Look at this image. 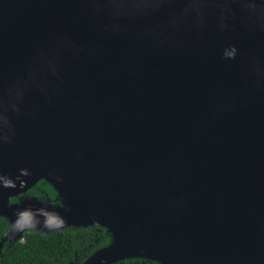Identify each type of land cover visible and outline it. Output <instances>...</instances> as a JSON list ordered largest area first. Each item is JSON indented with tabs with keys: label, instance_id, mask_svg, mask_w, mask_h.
Instances as JSON below:
<instances>
[{
	"label": "water",
	"instance_id": "obj_1",
	"mask_svg": "<svg viewBox=\"0 0 264 264\" xmlns=\"http://www.w3.org/2000/svg\"><path fill=\"white\" fill-rule=\"evenodd\" d=\"M0 180V252L98 227L84 264H264V0H0Z\"/></svg>",
	"mask_w": 264,
	"mask_h": 264
},
{
	"label": "trees",
	"instance_id": "obj_2",
	"mask_svg": "<svg viewBox=\"0 0 264 264\" xmlns=\"http://www.w3.org/2000/svg\"><path fill=\"white\" fill-rule=\"evenodd\" d=\"M7 228L5 221L0 220V240ZM102 230L97 237L88 228H67L52 233L27 231L24 241L5 247L6 251L0 255V264H72L76 262V252L86 254L79 259L83 264L87 257L111 243V237ZM134 261L140 260L125 262Z\"/></svg>",
	"mask_w": 264,
	"mask_h": 264
},
{
	"label": "clouds",
	"instance_id": "obj_3",
	"mask_svg": "<svg viewBox=\"0 0 264 264\" xmlns=\"http://www.w3.org/2000/svg\"><path fill=\"white\" fill-rule=\"evenodd\" d=\"M4 186H13L11 180H0ZM63 226V219L57 216L49 215L45 221L44 227L47 229H53ZM14 227L17 231L23 232L26 229L38 227V222L35 220L33 213L30 210H24L17 214V218L14 222Z\"/></svg>",
	"mask_w": 264,
	"mask_h": 264
},
{
	"label": "flooded vegetation",
	"instance_id": "obj_4",
	"mask_svg": "<svg viewBox=\"0 0 264 264\" xmlns=\"http://www.w3.org/2000/svg\"><path fill=\"white\" fill-rule=\"evenodd\" d=\"M0 220H3V221H5V219L4 218H0ZM5 223L7 224V226H8V228L6 229V231L2 234V236H1V238L3 237V236H5L6 235V233L9 231V229H10V225H9V223L7 222V221H5ZM93 228H95V229H93ZM89 229V231H90V233L91 234H93V236L94 237H97V236H99L101 233H102V229H100V228H98V227H90V228H88ZM89 251H91L90 249H88ZM6 251V248L4 249H2V251L0 252V255H3V253ZM2 253V254H1ZM86 254H82V255H79V253L78 252H76L75 253V255H74V257H75V259H76V262L75 263H72V264H80L79 263V259L81 258V257H84ZM91 256H92V254H91ZM90 256V257H91ZM90 257H87V259L84 261V263L90 258ZM83 263V264H84ZM122 264H153V263H149V262H146V263H144V262H142V260H140V261H134V262H124V263H122Z\"/></svg>",
	"mask_w": 264,
	"mask_h": 264
}]
</instances>
